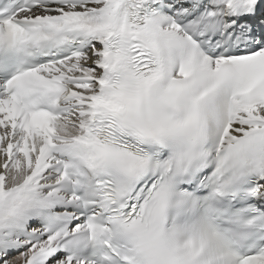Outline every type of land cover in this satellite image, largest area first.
Listing matches in <instances>:
<instances>
[{
    "label": "snow or ice",
    "instance_id": "snow-or-ice-1",
    "mask_svg": "<svg viewBox=\"0 0 264 264\" xmlns=\"http://www.w3.org/2000/svg\"><path fill=\"white\" fill-rule=\"evenodd\" d=\"M0 264H264V0H0Z\"/></svg>",
    "mask_w": 264,
    "mask_h": 264
}]
</instances>
